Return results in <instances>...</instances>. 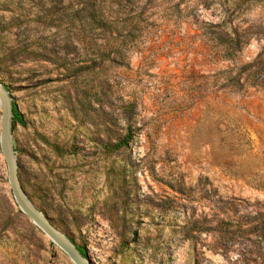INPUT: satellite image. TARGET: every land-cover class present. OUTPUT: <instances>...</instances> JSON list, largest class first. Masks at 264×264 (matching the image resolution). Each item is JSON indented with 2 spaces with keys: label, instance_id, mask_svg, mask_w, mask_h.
<instances>
[{
  "label": "rangeland",
  "instance_id": "374dc122",
  "mask_svg": "<svg viewBox=\"0 0 264 264\" xmlns=\"http://www.w3.org/2000/svg\"><path fill=\"white\" fill-rule=\"evenodd\" d=\"M52 2L0 0L14 76L0 65V82L23 114L12 134L34 205L93 264H264V240L222 239L207 220L209 186L240 215L264 210V83L222 85L223 70L264 54V0H112L141 24L124 63L95 59L84 4ZM231 27L249 32L236 63L214 41ZM128 102L134 137L109 154L101 142L123 132ZM0 264H73L19 210L1 149Z\"/></svg>",
  "mask_w": 264,
  "mask_h": 264
},
{
  "label": "trees",
  "instance_id": "16d2710c",
  "mask_svg": "<svg viewBox=\"0 0 264 264\" xmlns=\"http://www.w3.org/2000/svg\"><path fill=\"white\" fill-rule=\"evenodd\" d=\"M65 1L52 2V5L56 7L59 3L63 4ZM68 1L72 7L84 4L88 9L86 21L90 23L93 30L98 31V36L95 38L97 55L95 59L106 58L112 62L121 61V63H124L127 50L138 38L137 33L141 29L140 21L135 17L128 18L126 16L127 19L122 18L119 16L117 10L112 11V0H84L82 4L74 0ZM42 19L46 24L56 21L54 14L51 12L45 13ZM224 31L225 33H217L214 41L220 47V52L222 53L221 59L236 63L238 53L249 43V36L245 39V36L249 35V32L247 29L240 30L239 28L232 27ZM102 40H104L105 44L102 43ZM27 51L28 49L23 50L18 55L25 54ZM263 58L264 54L260 53L252 62H247L240 68L237 67L236 69L230 66L228 69L223 70V88L235 87L237 90H240L245 86V83L250 81L252 84L264 83ZM0 65L2 73H6L7 79L14 77L12 72L8 70L10 67L7 64V60L1 59ZM4 85L7 90H12V83H5ZM119 111L124 122L123 132L118 134L113 140H108L105 143L101 142V146L109 154L127 150L134 137L135 118L133 113L135 111V103L128 102L123 104L119 108ZM13 112L14 129L17 123L24 124L23 114L14 100ZM179 193H183L182 190ZM207 199L211 211L209 218H207L209 221V231H217L222 239L227 240L244 239L249 236H258L264 240V210L259 208L258 210L248 212L246 215H240L236 199H226L219 196L210 186L207 187ZM257 204L259 205V202ZM262 207L264 208V206ZM68 238L75 243L73 238ZM50 245H52L51 242ZM227 245H225V248H227ZM76 246L84 256L89 258L87 247L84 244H76Z\"/></svg>",
  "mask_w": 264,
  "mask_h": 264
},
{
  "label": "water",
  "instance_id": "95a60500",
  "mask_svg": "<svg viewBox=\"0 0 264 264\" xmlns=\"http://www.w3.org/2000/svg\"><path fill=\"white\" fill-rule=\"evenodd\" d=\"M0 109V149L7 164L8 182L16 205L49 238L52 245L58 247L69 257L73 264H93L91 259L84 256L76 244L55 227L50 219L34 205L23 188L12 134L13 98L2 82H0Z\"/></svg>",
  "mask_w": 264,
  "mask_h": 264
}]
</instances>
